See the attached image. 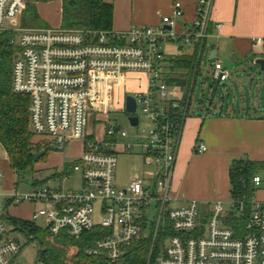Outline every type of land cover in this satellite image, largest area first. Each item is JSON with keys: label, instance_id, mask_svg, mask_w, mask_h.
Listing matches in <instances>:
<instances>
[{"label": "built area", "instance_id": "obj_1", "mask_svg": "<svg viewBox=\"0 0 264 264\" xmlns=\"http://www.w3.org/2000/svg\"><path fill=\"white\" fill-rule=\"evenodd\" d=\"M30 1L0 0V33H11L15 48L12 90L30 101L29 131L39 143L61 151L81 142L83 152L71 170L80 175V185L74 190L40 185L31 194L17 191L11 202L38 205L29 222L39 228L37 223L43 221L44 231L53 236L64 231L79 240L100 227L104 235L87 255L103 256L112 264L141 236L148 237L147 211L154 208L157 224L151 233L153 246L156 240L158 245L153 264H264V199H232L228 211L219 201L204 208L199 201L177 206L180 200L170 187L190 96L168 82L171 63L161 45L180 40L202 48L211 37L214 0H194L191 21H183V1L174 0L171 13L161 17L159 25L118 31L23 28L19 20ZM213 27L219 30L222 25ZM213 66V80L225 83L229 70L220 60ZM127 95L136 100L135 114L126 113ZM110 113H124L136 131L106 126L103 140L97 141L94 117ZM131 117L138 118L136 126ZM206 151L205 144L196 146V154ZM121 153L140 156L152 175L137 176L118 188ZM252 184L260 187L261 177H254ZM97 206L98 221L93 218ZM6 213L0 205V264H22L17 260L21 243L9 234ZM229 213L244 219V225L234 229L227 224ZM19 229L32 240L23 227Z\"/></svg>", "mask_w": 264, "mask_h": 264}, {"label": "crops", "instance_id": "obj_2", "mask_svg": "<svg viewBox=\"0 0 264 264\" xmlns=\"http://www.w3.org/2000/svg\"><path fill=\"white\" fill-rule=\"evenodd\" d=\"M104 1L113 5V29L118 31L128 30L133 25L145 27L159 25L161 17L171 13L174 0H165L166 5L162 10L153 8L148 13L141 9L134 10L131 6L132 0ZM182 1L186 6L183 21H191L195 10L194 0ZM212 6L210 17L212 25L209 27L211 37L205 42L204 48L189 46V53L180 52L179 49V55H171L169 58L170 74H172L176 72L173 61L179 57L193 58L195 56L198 73L192 79L194 90L198 79L204 78L201 66L203 57L205 69H209L207 74V69L205 70L202 97L197 99L193 107L196 113L190 114L192 98L189 113L182 123L177 160L170 187L172 194L180 198L177 206L188 201H199L201 206L208 207L219 201L228 211L232 200L229 178L231 164L242 159L264 163V71L254 64L256 59H264V0H214ZM214 23H219L222 27L216 30L213 27ZM60 24L61 21L58 27L61 26ZM197 47L198 52H196ZM232 54L238 57V61L233 63V68L229 70V78L225 83L214 81L212 72L215 60L222 61L224 57H230ZM182 89L185 91L183 87ZM105 130L106 128H103L102 134ZM94 133L96 136L95 129ZM38 140L33 137V143H39ZM76 142L81 144L80 141ZM200 143L206 145L207 151L196 154V146ZM44 146L48 148L52 145ZM79 151L82 154V144L79 150L67 152L73 157L67 162L63 160L64 155L60 154L62 150H50L47 159L45 157L49 152L41 159L46 160L42 168L60 170V173L54 174V180L58 179L62 187L63 183L76 175L70 172L71 178L65 179L63 172L66 164L77 162ZM135 156L140 158L138 155ZM141 160L145 170L142 177L148 178L152 175V169L145 165L142 158ZM0 175L2 177L0 205L7 212L4 219L5 222H10L14 231L18 232L20 226L13 224L10 219L16 222L22 220L8 215V209L16 205L11 202L10 197L17 192L15 182L17 176L11 167L6 148L2 144H0ZM257 176L261 177L264 184V174H257ZM78 177L77 188L80 185V175ZM260 187L255 188L254 196L257 200L264 199V190H260ZM9 234L14 235L11 231Z\"/></svg>", "mask_w": 264, "mask_h": 264}, {"label": "trees", "instance_id": "obj_3", "mask_svg": "<svg viewBox=\"0 0 264 264\" xmlns=\"http://www.w3.org/2000/svg\"><path fill=\"white\" fill-rule=\"evenodd\" d=\"M63 1L61 23L64 27L87 31L113 29L114 8L112 4L104 0H73L70 5L72 0ZM25 11L22 19L23 26L37 25L41 21L33 3H28ZM11 38L12 34L9 32L0 33V144L6 148L11 167L18 176L20 173L32 169L36 162L33 155L46 150L47 146L33 143L34 136L29 131L30 101L23 95L13 93L11 83L15 48L10 44ZM198 50L197 47L196 52ZM173 62L176 72L170 74L168 82L182 86L186 91V97L192 89L191 105L194 90L192 79L198 73L196 58L195 56L193 58L179 57ZM73 166L74 164H66L64 173H70ZM229 171L232 199L243 197L250 199L255 193L252 180L257 174H264V163H255L245 159L237 160L231 164ZM10 220L13 224L19 225V228L23 227L32 237V242L36 241L39 244L36 264H112L103 256L91 257L87 255V251L93 246L94 241L104 235L100 227L83 234L79 240H75L64 231L58 236H53L28 221ZM226 223L234 229H239L244 225V219L242 221L229 213ZM157 245L158 241L156 240L153 246L152 236H141L125 250L122 259L115 264H150L153 261Z\"/></svg>", "mask_w": 264, "mask_h": 264}, {"label": "rangeland", "instance_id": "obj_4", "mask_svg": "<svg viewBox=\"0 0 264 264\" xmlns=\"http://www.w3.org/2000/svg\"><path fill=\"white\" fill-rule=\"evenodd\" d=\"M28 3H33L36 5V8L39 10V15L41 18V21L37 25H28V26H23L22 25V19L24 17V12L19 20L20 26L23 28H43V27H58V24L62 20L61 15H62V8L64 5L63 0H31ZM28 5V4H27ZM166 5L165 0H157L154 2V0H132V8L134 10L141 9L144 10L148 13V11H151L153 8H159L163 9V7ZM27 9V7H26ZM25 9V10H26ZM61 28L63 29H68V30H73L70 28L64 27L62 23L60 24ZM79 30V29H76ZM81 30V29H80ZM210 42V41H209ZM180 49V52L184 53H189V46L182 44L180 40L176 42H170V43H164L161 45V50L164 52L167 56V58H171V55H179L180 52H178ZM202 70H203V77L205 78V66H204V57H203V62H202ZM209 69H207L206 74L208 73ZM170 73V71L168 72ZM203 78V79H204ZM202 78L198 79V83L195 86V90L193 93V101H192V106H191V113H196V111L193 110V107L196 105L197 99L201 98V91L203 88V83L204 80ZM130 88H134L135 85L131 84L129 86ZM205 95H206V90H204ZM207 98V96H206ZM137 115L141 116V113L139 110L136 111ZM96 118L95 125L92 126V129L94 127L95 132H96V139L97 141H102L103 140V134L102 130L103 128H106V126H114L117 125L119 128H124L128 130L130 134H133L137 128H132L126 118V115L124 113H110L109 115H96L94 119ZM93 129V130H94ZM81 144L79 142H76L75 144H70L67 149L60 154L64 155L63 160L64 161H71L73 157H71L69 150H76L80 149ZM49 153L45 157L47 159L48 155L50 154V150L48 151ZM78 152V151H77ZM81 156V153L79 151V154H77V158ZM75 158V157H74ZM46 160H37L32 167V169H29L23 173H20L17 178H15V182L17 183L16 189L19 191L20 194H31L32 190L34 187H38L40 185H49L51 188H60L61 187V182L56 179L54 180V174L60 173V170H54V169H43L42 165H44ZM144 167L142 164L141 158L136 157L135 155H127V154H121L118 156V163H117V168H116V174H117V186L119 188L126 187L129 185L132 181V179H135L137 176L142 177L144 174ZM79 182V177L78 175H74L71 180L68 182L63 183V188L65 189H71L74 190L73 188H77ZM262 186L259 188L260 190H264V184H261ZM2 188V184L0 185V190ZM173 197H176V195L172 194ZM180 197V196H179ZM180 199V198H179ZM204 208V206H201ZM37 208H39L38 205H31L29 202H24L19 205H15L14 207H10L8 209V215L12 216L14 218H19L22 221H28L31 220V217L33 215V211H35ZM99 213L100 211L98 210V206L95 209L93 218L98 221L99 219ZM156 209L154 208L153 210H148L147 211V216L149 220L148 228L144 231V235L151 237L152 236V229L153 226L157 224V218H156ZM7 228L8 231H11L13 236H15L21 243V252L17 256V260L20 261L22 264H36L37 263V257L39 253V244L34 241L32 242L31 240H28L26 236L23 235L21 232L14 231L12 228V225L10 224L9 221ZM37 226L39 229L44 230L45 225L43 221H39L37 223ZM18 230H20L18 228ZM154 260V258H153ZM153 264V261L152 263Z\"/></svg>", "mask_w": 264, "mask_h": 264}, {"label": "water", "instance_id": "obj_5", "mask_svg": "<svg viewBox=\"0 0 264 264\" xmlns=\"http://www.w3.org/2000/svg\"><path fill=\"white\" fill-rule=\"evenodd\" d=\"M73 0L69 3L70 5H72ZM181 23H183V21H179ZM168 30H170V27H168ZM238 61V57L234 54H232L230 57H224L222 59V65H224V67L228 70H231L233 68V63H236ZM255 65H258L260 67V69L262 71H264V59H256L254 61ZM125 109H126V113L129 114H135V110H136V100L134 98H132L131 96L127 95L125 97ZM130 123L132 126H136L138 123V118H130ZM48 150L51 151H58L59 149L56 148L55 146H50L48 148H46V150L35 153L33 155L34 161H37L39 158H42L46 155V153L48 152ZM1 239V237H0Z\"/></svg>", "mask_w": 264, "mask_h": 264}]
</instances>
